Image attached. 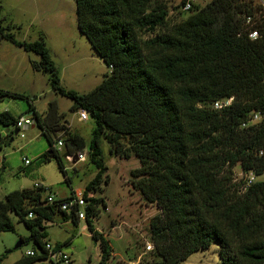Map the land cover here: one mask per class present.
<instances>
[{"label": "trees", "instance_id": "16d2710c", "mask_svg": "<svg viewBox=\"0 0 264 264\" xmlns=\"http://www.w3.org/2000/svg\"><path fill=\"white\" fill-rule=\"evenodd\" d=\"M75 1L81 32L112 66L92 91L65 88L44 37L16 39L1 12L0 40L37 53L34 68L49 73L55 92L73 100L72 112L85 109L95 123L88 143L69 126L57 100L45 112L29 105L49 144L39 162L55 158L68 183L63 158L86 152L96 167L85 198L87 225L102 251L100 264H108L114 252L93 223L103 199L91 192L109 182L103 140L114 156L140 161L131 182L160 210L150 221L158 264H181L214 241L222 264H264V180L259 179L264 175V5L259 0H211L204 6L192 3L186 12L189 0H181L173 10L181 8L180 15L187 16L172 20L169 0ZM253 30L259 32L257 38L250 37ZM0 95L15 94L0 90ZM230 98V104L215 107ZM255 112L263 115L260 122H251ZM19 117L3 111L0 123L14 126ZM5 141L0 134V147ZM237 166L257 180L246 187L244 176L234 177ZM41 190L46 189L14 190L0 201V235L15 230L10 215L15 213L44 252L46 220L56 215L75 225L80 220L61 208L73 191L49 203ZM57 244L68 246L69 240ZM41 258L23 257L14 264Z\"/></svg>", "mask_w": 264, "mask_h": 264}, {"label": "rangeland", "instance_id": "374dc122", "mask_svg": "<svg viewBox=\"0 0 264 264\" xmlns=\"http://www.w3.org/2000/svg\"><path fill=\"white\" fill-rule=\"evenodd\" d=\"M180 1L169 0L172 20L187 16L186 13L180 15L181 8L173 10V7L180 6ZM191 1L197 6H204L211 0ZM0 12L5 19L4 25H11L10 31L16 39L36 41L44 37L65 88L87 93L111 73V67L103 62L79 28L75 0H0ZM39 59L35 52L26 51L9 40H0V90L15 94L0 95V112L10 111L17 117L22 114L32 116L28 111L30 102L40 112H45L51 100L56 99L61 112L67 113L73 129L79 131L89 143L94 121L91 118L78 120L77 113L72 112L73 100L55 92L49 73L34 68L33 62ZM14 129V126L6 127L0 123V133L6 138L0 147V201H5L6 195L14 190L34 189L36 184H43L46 189L41 190L43 200L49 189L60 198L67 197L73 189L85 190L94 179L97 170L89 159L74 164L63 158L71 182L68 183L55 158L43 163L38 161V157L49 147L40 128L34 125L25 129L24 138L16 135ZM102 148L109 182L91 192V196L103 199L98 206L100 216L93 219V223L113 248V256L108 264L121 261L158 264L156 254L148 251L147 245L152 244L150 221L160 210L156 204L146 202L131 182V171L140 166V161L136 157L127 159L121 155L114 156L106 140L102 141ZM26 159L31 164L27 165ZM241 175V167H235V179L241 178ZM259 179L264 180V175ZM10 215L15 230L0 235V264H14L28 257V250L43 256L41 248L30 237L27 225L15 213ZM61 219L56 215L53 220L45 221L48 235L44 241L63 243L69 240L66 250L74 264H100V244L93 239L87 221L81 220L75 225L71 220L64 222ZM21 240V245L16 248ZM33 264L50 263L41 258ZM181 264H222L217 241L211 248L195 252Z\"/></svg>", "mask_w": 264, "mask_h": 264}, {"label": "built area", "instance_id": "2783aa9c", "mask_svg": "<svg viewBox=\"0 0 264 264\" xmlns=\"http://www.w3.org/2000/svg\"><path fill=\"white\" fill-rule=\"evenodd\" d=\"M192 9V2L189 0L186 5L183 7L184 11H190ZM259 36V32L257 30H253L250 33L251 38H257ZM112 68V66H111ZM233 98H230L226 101H219L215 103L216 108H221L224 105H228L231 103ZM79 118L81 121H86L89 119V113L85 109H81L79 112ZM263 119V115L260 113H254L252 116L251 122H260ZM36 125V119L34 116H28V115H21L16 124L14 125V128L19 129V135L24 138L25 137V129L31 128L32 126ZM246 126V123L243 124ZM58 148L63 147V141H58ZM87 153L82 152L78 154V160L77 161H85L87 159ZM67 160L73 161L74 158L72 156H68ZM25 163L27 165L31 164V161L26 159ZM242 171V175L240 177H245L246 179V187L250 186L253 182L257 180V176L253 172H244ZM36 188H44L43 184H36ZM49 193L46 196L47 201L49 203H53L57 200V196L49 189ZM89 206V201L85 198V190H73L72 198L69 200H66L62 203L61 208L65 210L68 214H75L77 218L81 220H86L87 217V207ZM30 217H33V214H30ZM154 249L153 244L147 245V250L152 251ZM26 255L28 257L36 256L37 253L31 250H28L26 252ZM43 256L50 264H74L71 254L66 250V246L63 244H57V243H51L48 242L45 244V251L43 252Z\"/></svg>", "mask_w": 264, "mask_h": 264}, {"label": "crops", "instance_id": "0c3cea01", "mask_svg": "<svg viewBox=\"0 0 264 264\" xmlns=\"http://www.w3.org/2000/svg\"><path fill=\"white\" fill-rule=\"evenodd\" d=\"M260 1H261L262 4L264 5V1H263V0H260ZM53 100H56V99H53ZM51 101H52V100H51ZM76 113H77V112H76ZM22 115H23V114H22ZM77 115H78V120L81 121L80 118H79V114H78V113H77ZM20 116H21V115H20ZM68 122H69V126H71V128L73 129V125H72L71 121L68 120ZM27 129H29V128H27ZM27 129H26V130H27ZM73 130H74V129H73ZM0 134H2V133H0ZM2 136H3V135H2ZM4 138H5V137H4ZM73 163L76 164V161L73 160ZM73 190H74V189H73ZM53 193H54V192H53ZM54 194H55V193H54ZM55 195H56V194H55ZM56 196H57V195H56ZM57 198H60V197L57 196ZM105 237H106V236H105Z\"/></svg>", "mask_w": 264, "mask_h": 264}, {"label": "water", "instance_id": "95a60500", "mask_svg": "<svg viewBox=\"0 0 264 264\" xmlns=\"http://www.w3.org/2000/svg\"><path fill=\"white\" fill-rule=\"evenodd\" d=\"M104 62V61H103ZM14 133L17 135V134H19V129H17V128H15L14 129ZM78 160V156H76L75 158H74V161H77ZM21 245V243H19L17 246H16V248L17 247H19Z\"/></svg>", "mask_w": 264, "mask_h": 264}]
</instances>
